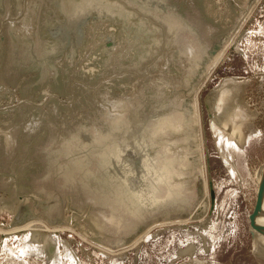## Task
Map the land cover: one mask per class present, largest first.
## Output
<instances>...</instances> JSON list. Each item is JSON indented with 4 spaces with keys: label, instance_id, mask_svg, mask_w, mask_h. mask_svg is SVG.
Wrapping results in <instances>:
<instances>
[{
    "label": "rangeland",
    "instance_id": "obj_1",
    "mask_svg": "<svg viewBox=\"0 0 264 264\" xmlns=\"http://www.w3.org/2000/svg\"><path fill=\"white\" fill-rule=\"evenodd\" d=\"M82 1L88 0H4L0 7V264H264L255 251L258 237L254 240L251 233L257 173L264 166V0L247 13V0H89L87 9L108 10L95 18L92 11L81 25L83 35L73 26L83 15L75 5ZM133 10L142 18L131 19ZM113 11L124 14L123 31ZM243 13L245 21L238 23ZM149 14L155 25L146 21ZM234 26L222 63L208 75L206 65L197 76L204 55ZM64 28L67 40L55 35ZM116 32L118 45L108 48L107 38ZM236 41L239 51L232 52ZM217 85V113L236 130V117L250 119L241 125L245 145L220 128L230 147L241 145L236 153L228 147L230 158L219 152L216 124L203 102ZM194 104L200 127L187 116V106ZM177 109L188 112L183 122L188 127L166 135V142L175 145L172 140H177L186 149L176 144L167 154L169 144L155 143L150 133L147 143L156 153L154 171L164 169L167 160L180 167L184 160L175 161L176 155L187 150L184 185L170 188L157 177L131 183L129 177L137 176L122 166L124 175H117V181L125 185L114 186L113 162H102L103 154L99 159L91 155L102 150L108 155L110 142L115 149L129 142L135 128L147 130L158 121L148 120L150 114L170 117ZM202 124L217 210L212 223L196 234L189 226L198 203L197 168L204 165L208 182ZM109 198L119 203L118 211L106 207ZM204 199L210 206L206 188ZM148 222L150 227L133 243L118 247L122 236ZM50 238L57 253L48 258L43 246Z\"/></svg>",
    "mask_w": 264,
    "mask_h": 264
},
{
    "label": "bare ground",
    "instance_id": "obj_2",
    "mask_svg": "<svg viewBox=\"0 0 264 264\" xmlns=\"http://www.w3.org/2000/svg\"><path fill=\"white\" fill-rule=\"evenodd\" d=\"M3 1V0H2ZM89 1V0H88ZM87 1V2H88ZM258 1L259 0H256L255 1V3L251 6L252 7V9L255 7V5L258 3ZM87 2H85V1H82L79 5H77V4H75L77 7H78V12H83V15L81 16V17H79V18H77L76 20H75V24H73L74 26H76L77 27V29L79 30V32L80 33H82V28H81V25L90 17L89 15H90V13L92 12V11H94V12H96L98 15V17L99 16H104L103 14H104V12H107V10H103V12H101V13H99L97 10H95L94 9V7L92 8V7H90V8H86V3ZM92 2V1H91ZM94 2V1H93ZM94 4H96V3H94ZM96 6V5H95ZM247 6V5H246ZM97 7V6H96ZM250 7V8H251ZM250 8H249V10H250ZM111 9V8H110ZM252 9H251V11H252ZM85 10V11H84ZM113 10V9H112ZM248 10V11H249ZM248 11H246V13L248 12ZM114 12V11H113ZM111 16H115V18H117L118 17V22H117V24L116 25H119L120 26V29L123 31V26H124V21H123V19H124V14H121L119 11L117 12H114V14H110ZM150 15V14H149ZM119 16H120V18H119ZM121 16H122V18L123 19H121ZM130 16L132 17L131 19H135V18H138V19H140V18H142V16L139 14V12L137 11V10H133V12L130 14ZM151 16V15H150ZM150 16H144L145 17V19H146V21L148 22V23H150L151 25H155L156 24V22L153 20V18H152V16L150 17ZM245 16H246V14H242L238 19V23H240L244 18H245ZM175 19V18H174ZM177 20V19H176ZM175 20V21H176ZM244 21H245V19H244ZM243 21V22H244ZM242 22V23H243ZM177 23H178V25H182V23L180 22V20L179 21H177ZM111 24V23H110ZM160 26V25H159ZM118 27V26H117ZM240 27V26H239ZM239 29V28H238ZM236 30H237V26H234L233 27V29L231 30V31H229V34H230V36L228 37V39H227V41L225 40V45L222 47V50L220 51V52H218V54H216V56L215 57H213L211 60H210V62L207 64V69L206 70H208L207 72H206V74L208 75V74H210L211 72H210V70L212 69L213 70V68H215V67H217V65L223 60V58L225 57V55H226V52H227V50H228V46H229V44L231 43V41H230V39L231 38H233L234 37V33L236 32ZM164 31V30H163ZM56 36H59V37H62L64 40H67V38H68V36H69V34H68V32H67V28H64V29H59L57 32H56V34H55ZM165 35V34H164ZM118 38L120 39L121 38V36H120V34H118ZM172 38V37H171ZM170 38V39H171ZM224 41V40H223ZM175 48V47H174ZM172 49V48H171ZM222 63V62H221ZM135 73V72H134ZM120 74V73H119ZM134 76V75H133ZM143 79V78H142ZM141 79V80H142ZM99 81H101L102 82V80H99ZM99 81H97V82H99ZM108 82V81H107ZM142 83V82H141ZM95 85H97V84H95ZM100 85H102V84H100ZM137 85V84H136ZM89 87H90V85H88ZM226 86V85H225ZM73 87V86H72ZM95 87V86H94ZM224 87V86H223ZM227 87H228V85H227ZM84 88V87H83ZM85 88H86V86H85ZM225 88V87H224ZM69 89H70V87H69ZM69 89H67V92H69L70 90ZM73 90V89H72ZM87 90H88V88H87ZM219 88H217V90H216V94H217V96H218V94H219ZM93 93H94V91H93ZM98 93H100V91H98L97 89H96V92H95V94L97 95ZM72 95V94H71ZM100 97V96H99ZM93 99V98H92ZM95 100V99H94ZM105 100H107V99H105ZM109 100V99H108ZM113 100V99H112ZM114 101V100H113ZM110 102V101H109ZM113 103V102H112ZM104 104V103H103ZM198 104V103H197ZM114 105V104H113ZM116 105V104H115ZM236 105V104H235ZM241 105V104H240ZM246 105V104H245ZM106 106H107V104H106ZM110 106V105H109ZM109 106H107V108L109 107ZM111 106H112V104H111ZM113 107V106H112ZM116 107V106H115ZM121 107V106H120ZM119 107V108H120ZM192 108H191V110H189L188 109V111L190 112L189 113V115H187V116H189V118H192L193 120L195 119V123H196V125H200L201 124V118H200V124H199V114H198V107H197V105L196 104H194L193 106H191ZM109 108H111V107H109ZM117 108V107H116ZM119 108L118 109H116V111L117 110H119ZM245 108V107H244ZM243 108V109H244ZM112 109V108H111ZM246 109V108H245ZM234 110H235V108H234ZM233 110V113L235 112ZM177 112H174L170 117H164V118H162V116H163V113H161V112H157V113H154L153 114V116L152 117H154V119L155 120H158L155 124L154 123H152V124H150L151 126L146 130L145 128H141V131H140V135L141 136H137V138L135 139L134 137H128L127 138V140L129 141L128 143H124V144H122L120 147H116L115 149H114V145H113V143L112 142H110V145H109V153H108V155H106V153L105 152H102V151H100L99 152V154L98 155H93L92 153L94 152H98V150L96 149V150H94V151H92V152H90V154H92L91 156H93V157H97L98 159H99V157L98 156H100L101 154H103V156H105L104 158H106L104 161H102V162H106L107 160H111L112 162H113V164H114V166L116 167V168H114V169H116V171H117V173L115 174V177H116V179H115V177H113L114 178V182H113V184H114V186H116V184H118L119 186H122L121 188L123 189V185H125L124 184V181L122 180H120V181H117L118 180V177H117V175H119V176H123L124 174V170H130L132 173L131 174H133V173H135V175L134 176H137V177H129V179H128V181L129 182H131V183H134V182H137V183H141V184H145V183H147V180L149 179V178H151V177H157V178H159V180H160V182H161V185H168L170 188L171 187H179V186H181V185H184V182H185V175L184 174H182V173H184L183 171H186V169H187V167L190 165V163H188V155H189V153L187 152V150L184 152V154H177L176 155V158H175V161H177V162H179V163H181V161L182 160H184V163H183V165H181L180 167H178V168H175L174 166H172V165H174V164H172L173 163V161H169L168 162V160H167V165L164 167V169H162V168H158L157 169V171H154V170H152L153 168H154V166H153V162H154V159L155 158H153L154 157V154H156V153H154V154H152V151L150 150V149H152V148H150L149 149V147H150V143L148 144L147 142H149V141H147V135H148V133H150V135L155 139V143H156V141H157V139H159L160 141H161V143L164 145V144H166L167 145V143L168 142H166V140L168 139V140H170L168 137H170L171 135H179V133H181V132H183L184 131V126H187L188 127V124H186V125H184L183 126V122H184V120H186V117L184 116V115H186V113H188V112H184L183 110H180L179 109V111H178V109L176 110ZM114 113H115V111H113ZM118 113V115H117V118H120V114L121 113H119V112H117ZM160 113V114H159ZM213 118L211 119V120H213L214 121V123L217 125V123H216V120H215V115H219V113H217V111H216V108H215V106H214V111H213ZM185 117V118H184ZM39 118V117H38ZM162 118V119H161ZM236 118H238V120L237 119H235V125L238 127V128H240L239 130L237 129H235L234 128V126H232L231 124H230V122H228L227 120H225L226 122H227V124H228V130H224V131H226L227 133H229L232 137H234L237 141V143L239 142V141H241L240 142V144L241 143H244V145L247 143V141L245 140L246 138H247V134L245 135L244 134V132H243V130H241V125L242 124H244L245 123V120H250L249 118H247V117H242V114H240V116L239 117H236ZM121 119V118H120ZM225 119V118H224ZM190 120V119H189ZM234 122V121H233ZM248 123V122H247ZM146 124V123H145ZM181 125V127H178V126H180ZM216 125H215V127H214V136L216 137L215 139H217V146H218V149H219V152H220V154L222 155H225V156H227L228 158H230V152L233 150L234 151V153H236V151L238 150V149H240V146L241 145H234L235 147H230V145H232L231 144V140H229V138H227V137H225L226 135H222V131H221V127L219 126V125H217L218 127H216ZM235 126V127H236ZM200 127V126H199ZM245 127V126H244ZM213 128V127H212ZM221 128V129H220ZM249 128V127H248ZM144 129V130H143ZM244 129V128H243ZM186 130H187V128H186ZM245 130V129H244ZM241 131V132H240ZM133 132V131H132ZM203 132H204V130H203ZM170 135V136H167V137H165L166 135ZM224 134V133H223ZM204 136V135H203ZM145 137V138H144ZM158 137H160V138H158ZM202 138V137H201ZM245 138V139H244ZM146 139V140H145ZM173 139V138H172ZM91 140H92V138H91ZM202 140H204V137H203V139ZM245 140V141H244ZM109 142V141H108ZM172 142L173 143H175V145L177 144V146H181L180 148V150L182 151V150H185L184 149V144L182 143V144H180V142L179 141H177V140H172ZM111 143H112V145H111ZM169 145L167 146L168 147V151L167 150H165V151H167L166 153L168 154V153H172L173 151V146H175V145H173V144H171V143H168ZM78 145H80V146H82L83 145V143L82 142H79L78 143ZM86 145V144H85ZM149 145V146H148ZM135 146H138V148L136 147V149H137V151L139 150L140 152H138V154H136V156H133L132 154H133V152H132V150L131 149H134L135 148ZM228 147H230L229 149L231 150V151H229V149H228ZM198 148H199V150L202 152V149H203V141H202V145H201V142H200V144H198ZM105 150V149H104ZM128 150H130V151H128ZM204 150V149H203ZM79 151L80 150H75L74 152L76 153V152H78L79 153ZM232 151V152H233ZM82 156H84L85 154L84 153H80ZM88 155V154H87ZM82 156H80V157H82ZM153 156V157H152ZM234 154L233 153H231V160L233 161V159H234ZM153 158V159H152ZM222 159H223V157H222ZM127 160H129V161H127ZM186 161V162H185ZM117 162H119V163H121V166H116V163ZM124 163H128L129 165H126V164H124ZM151 163V164H150ZM226 163V165H228V163L227 162H225ZM123 164V165H122ZM98 165H100V161H99V163H98ZM122 166H123V168H124V170H123V168H122ZM152 166V169L150 168ZM203 167V170L202 169H199V168H197L196 169V172H197V170H200L201 171V173L203 174L202 176H203V178H204V184H205V186H204V196H203V198L205 197V188H206V190H207V192L210 194V191H209V186H208V182L206 181V177H205V174L203 173L204 172V165L202 166ZM90 171V170H89ZM180 172V173H176V172ZM91 172V171H90ZM94 178V180L95 181H97V183L98 182H101V180L102 179H100V178H96V177H93ZM257 180H258V200H257V207H256V210H255V214H254V217H253V230L251 231V233H252V235H253V239L255 240V238H257L258 237V239L256 240V242H255V244H254V246H255V251H256V255L258 256V257H260V258H264V238H260V237H264V166L258 171V173H257ZM103 182V181H102ZM142 182H144V183H142ZM103 184V183H102ZM99 185H101V183H99ZM161 185H160V187H159V193L160 192H162V187H161ZM87 187V186H86ZM89 187V186H88ZM135 188H139L138 186H132V189H135ZM103 189V188H102ZM116 189H118V188H116ZM101 190V189H100ZM89 193H99L100 191H98V192H96V191H91V190H87ZM143 192H146V191H143ZM139 193V192H138ZM207 196L209 197V195L207 194ZM168 197H170L171 199L172 198H174L175 197V195L174 194H168L167 195V197L166 198H168ZM160 199V203L161 202H163L164 203V201L165 200H167V199ZM109 200L111 201V203L109 204L108 203V205L106 206V207H108V208H110L111 210H112V212L114 213V208L118 211L119 209H117V205H119V203L116 205V203H117V201H115V199L113 200H111L110 198H109ZM169 202V201H168ZM106 203H107V201H106ZM115 207H114V206ZM121 206H122V204H121ZM127 207H128V205H126ZM157 207V206H156ZM129 208V207H128ZM155 208V207H154ZM130 209V208H129ZM145 209H149V208H145ZM152 209V208H151ZM35 215V217L37 218V215L36 214H34ZM46 219H47V217H46ZM49 220V219H48ZM201 228H203V227H201ZM27 229H29L28 227H27ZM47 229V228H46ZM65 229V228H64ZM24 230V229H23ZM73 230V229H72ZM19 231V230H18ZM48 231V230H47ZM79 231H81V229L79 230ZM13 233V232H12ZM17 233V232H16ZM52 233V232H51ZM57 233V232H56ZM62 233V232H61ZM83 233V232H82ZM3 234V233H2ZM7 234V233H6ZM142 239V238H141ZM145 240H147V239H145ZM119 243H120V240L118 241V245H119ZM261 251H262V255H260V253H261Z\"/></svg>",
    "mask_w": 264,
    "mask_h": 264
},
{
    "label": "water",
    "instance_id": "obj_3",
    "mask_svg": "<svg viewBox=\"0 0 264 264\" xmlns=\"http://www.w3.org/2000/svg\"><path fill=\"white\" fill-rule=\"evenodd\" d=\"M3 1L0 0V7L3 6ZM255 1L256 0H247V3H246L247 6H246V10L245 11H248L249 8L255 3ZM94 13H96V12H94ZM95 17H97V13L93 15V18H95ZM116 19H118V17L115 18L114 22L116 21ZM86 24H87V22L85 23V25ZM81 28H82V26H81ZM76 29H77V27H76ZM82 35H83V29H82ZM115 36L117 37V32H116V34H114V37H111L109 39L107 38L108 42H107L106 46L108 48H112L113 46L118 45L116 43ZM229 36H230L229 33L223 35V37L220 38L218 40V42H216L208 50V55L207 54L204 55L202 66L196 72L197 76L198 75L202 76L203 70L206 67V65L210 62V60L213 57L216 56V54H218V52H220L222 50V47L226 43L225 40L227 41ZM238 38H239L238 39V41H239L241 39V36L238 37ZM238 41H236L232 45V50H231L232 52H238L239 51L238 48H237ZM230 54L231 53L228 54V56L226 58V61L230 58ZM196 75H195V78H199ZM226 79H229V78H225L223 80H226ZM236 79L238 80V78H236ZM263 79H264V77H263ZM221 82L219 83V85L221 84ZM219 85H217L216 88L211 90L203 99L204 106H205V109H206V112H207L209 120L212 119L213 116H214L213 115L214 104H215V100H216V96H217L216 90H217ZM191 108H192L191 105L187 106V109L191 110ZM152 116H153V114H150V116L148 117V120H150L149 118L154 119V117H152ZM215 120H216L217 125H219L222 129L228 130V124H227V122L224 120V118L221 115H215ZM145 123H146V119H145ZM202 125H203V130H204V151H205V157H206L207 175H208V183H209L210 201H211L210 203H211V205L209 206V202L206 199L203 198V196H204V178L202 176L203 174L201 173V171L197 170V172H196V186H195L196 195L195 196H196V198L198 200V203L194 206V208L191 211L190 215H192V214L193 215H192V217L190 219L191 224L189 226V227L196 228V234H197V228H199V227H203L204 228V227L209 226L212 223V217H213L215 211L217 210L216 192H215V189H214L213 177H212L211 170H210V168H211V166H210V150H209L208 139H207V134H206V125L205 124H202ZM135 129L136 130L133 131V137L136 139L138 135L140 136L141 129H140V126L135 128ZM134 150L137 151V149H134ZM138 152H140V151L138 150L137 154H138ZM217 213L220 214L219 211ZM26 216H28V215H26ZM188 217H190V216L182 215V216H180V219H188ZM149 222L148 223H142L140 225V227H138L131 234H129L127 236H122L120 238L119 245L117 244L118 247H125V246L133 243L137 237L141 236L144 232L147 231L148 227H150ZM59 223H61V222H59ZM58 235H59V233H58ZM44 241H45V243H44L43 247H45L44 252L46 253L47 257L48 258L54 257L56 255V253H57V243L55 241H53V239H51V238L50 239H45ZM179 254L181 255V253H179ZM185 255H187V254H185Z\"/></svg>",
    "mask_w": 264,
    "mask_h": 264
}]
</instances>
